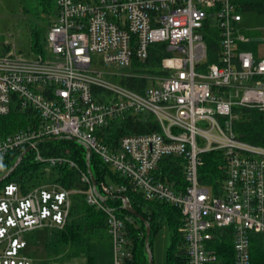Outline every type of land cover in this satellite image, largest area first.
Here are the masks:
<instances>
[{"label": "built area", "instance_id": "obj_1", "mask_svg": "<svg viewBox=\"0 0 264 264\" xmlns=\"http://www.w3.org/2000/svg\"><path fill=\"white\" fill-rule=\"evenodd\" d=\"M56 2L48 55L0 56V117L30 108L40 120L37 127L0 136V160L44 139L67 138L87 145L127 183L102 182L100 191L97 184L99 195L85 173L81 182L86 189L51 183L23 193L9 183L0 194V264H31L21 255L28 247L25 234L64 228L76 193L106 214L113 264H128L133 259L128 226L134 221L107 201L129 189L180 210L188 264L216 261L208 244L214 230L224 227H233L235 264H251V234L264 238V147L241 140L234 120L237 108L264 111V57L243 48L254 37L234 0ZM208 37L219 47L214 62L209 61ZM158 44L169 55L162 59L157 80L147 77L154 86L137 92L107 80L138 77L135 64L145 63ZM94 54L101 56L102 66L130 72L99 70L93 66ZM142 113H152L160 130L120 136L115 149L101 141L100 132L113 120ZM33 150L39 162L77 168L66 157H44L37 146ZM215 151L224 159L218 192L213 183L200 180L203 156ZM169 156L185 161L182 191L155 176Z\"/></svg>", "mask_w": 264, "mask_h": 264}, {"label": "trees", "instance_id": "obj_2", "mask_svg": "<svg viewBox=\"0 0 264 264\" xmlns=\"http://www.w3.org/2000/svg\"><path fill=\"white\" fill-rule=\"evenodd\" d=\"M22 12L31 37V54L45 55L47 35L55 23L58 8L56 0H19ZM237 9L245 16L249 14L264 15V0H234ZM215 35V32H213ZM209 46V61L214 62L218 44L207 38ZM247 49L248 44L243 45ZM8 49L6 48L4 52ZM169 53L165 45L151 47L150 57L145 63L135 64L138 77H125L122 84L137 92H144L155 82L145 77L147 74L159 72L162 59ZM237 118L234 120V130L237 136L250 144L264 147V111L256 108H237ZM33 109L15 108L6 116L0 117V136H8L40 124L39 117ZM160 130V126L152 113L129 114L125 118L115 119L99 136L108 147L115 149L118 138L124 135L149 134ZM38 151L44 157H66L77 166L69 163L49 166L36 160V151L31 150L11 173L0 183V194L9 183H16L23 193L39 186L44 181H51L69 190L86 189L81 182V174H88L87 152L85 147L67 138L44 139L39 141ZM25 149L12 151L0 160V177L4 176L15 164ZM200 180L202 183H213L218 192L219 180L223 178L221 166L224 164L223 155L210 152L203 156ZM184 159L178 156L165 157L159 163L155 176L168 184L174 191L185 189L187 182L184 174ZM49 167L50 178L46 180L45 169ZM91 168L98 184L111 178L114 184L127 183L117 173L104 164L99 157L91 154ZM89 175V174H88ZM125 195L132 207L141 214L151 226L149 238L151 249L158 232L166 225L172 230V243L168 251L167 264H188L189 256L185 238L180 232L182 215L178 208L167 203L147 201L141 193L129 189ZM108 200L107 204L118 210L121 215H127L137 223L128 226L133 241V259L128 264H150L146 249V225L125 210L121 196ZM73 206L68 224L62 229H48L45 240L47 258L40 264H68L75 259L83 258L85 264H113L111 238L107 227L106 214L89 205L84 194L73 195ZM35 231V230H34ZM33 232V231H31ZM233 227L214 230L215 237L209 242L208 248L216 255V261L208 264H235V248ZM28 243V242H27ZM251 264H264V238L261 234L252 233L250 242ZM155 263V261H154ZM156 264V263H155Z\"/></svg>", "mask_w": 264, "mask_h": 264}, {"label": "rangeland", "instance_id": "obj_3", "mask_svg": "<svg viewBox=\"0 0 264 264\" xmlns=\"http://www.w3.org/2000/svg\"><path fill=\"white\" fill-rule=\"evenodd\" d=\"M25 19L26 18L22 12L19 0H0V56H10L13 58H31L35 56L31 54V37ZM244 25L249 29L248 33L251 37L262 38L264 32V15L249 14L244 17ZM6 48L8 50L4 52ZM45 49V55H48L49 51L47 44ZM247 49L252 51L256 56L264 57V41L250 42ZM92 59L93 66L99 70L126 74L130 72L127 70V68L102 66V58L98 54H94ZM123 76L124 75L113 77L109 76L107 77V80L113 84H120ZM147 77L157 80L159 76L148 74L146 75V78ZM49 170V167L45 169L46 180L50 178ZM201 171L202 168H200V175ZM106 182L108 184H113V181L109 177L107 178ZM51 183L55 182L44 181L39 186H45ZM133 224L137 225L135 221ZM48 232V229L41 228L25 234L28 247L21 253V255L23 257L29 258L31 264H40L42 260L47 258L45 240ZM171 243L172 230L168 225H166L158 232L154 239L152 253L156 264H167L168 251ZM69 264H85V260L83 258H78Z\"/></svg>", "mask_w": 264, "mask_h": 264}, {"label": "water", "instance_id": "obj_4", "mask_svg": "<svg viewBox=\"0 0 264 264\" xmlns=\"http://www.w3.org/2000/svg\"><path fill=\"white\" fill-rule=\"evenodd\" d=\"M264 41V38H261V37H255V38H251V42H262ZM76 142H79L77 140H74ZM39 143V142H38ZM38 143L32 145V146H29L28 148H26L20 155V157L18 158V160L15 162V164L12 166V168L2 177H0V183L3 182L4 180H6L10 175L11 173L19 166V164L22 162L23 158L31 151L34 149L35 146L38 145ZM80 143V142H79ZM82 144V143H81ZM85 149H86V152H87V158H86V162H87V167H88V174L92 180V184H93V187L96 191V193L98 194V191H97V183H96V178L92 172V168H91V150L90 148L85 145V144H82ZM99 195V194H98ZM122 198L125 200L124 202V208L126 211H128L129 213H131L133 216H135L136 218H138L139 220L143 221L146 225V249H147V252H148V257H149V263L150 264H155L154 263V258H153V253H152V249H151V246H150V242H149V238H150V234H151V226L149 224V222L141 215L139 214L131 205L130 202L127 201V197L124 195L122 196Z\"/></svg>", "mask_w": 264, "mask_h": 264}]
</instances>
